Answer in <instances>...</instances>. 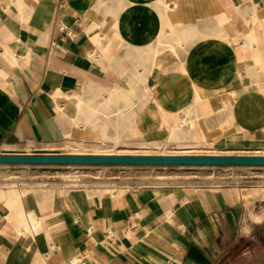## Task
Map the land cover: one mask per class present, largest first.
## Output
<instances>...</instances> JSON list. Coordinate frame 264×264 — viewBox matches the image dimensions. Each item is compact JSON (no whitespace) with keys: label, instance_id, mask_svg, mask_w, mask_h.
Wrapping results in <instances>:
<instances>
[{"label":"crops","instance_id":"1","mask_svg":"<svg viewBox=\"0 0 264 264\" xmlns=\"http://www.w3.org/2000/svg\"><path fill=\"white\" fill-rule=\"evenodd\" d=\"M195 1L220 14L192 21L205 35L152 71L145 100L126 29L145 43L148 15L122 24L110 58L86 30L84 1L0 0V154L138 149L163 117L190 120L211 148L264 154V0ZM74 146L85 151L34 152ZM167 181L123 195L61 186L17 204L0 197V264H264V186Z\"/></svg>","mask_w":264,"mask_h":264},{"label":"rangeland","instance_id":"2","mask_svg":"<svg viewBox=\"0 0 264 264\" xmlns=\"http://www.w3.org/2000/svg\"><path fill=\"white\" fill-rule=\"evenodd\" d=\"M169 2V14L173 22L179 26L187 25L188 29H196L203 33L198 27V22L194 20L211 19L215 21L216 13L211 5H203L195 0H167ZM97 3L98 0H92ZM142 1L138 0L139 7ZM135 4V3H134ZM126 10H124L125 12ZM126 13V12H125ZM178 28V27H177ZM107 37L103 40L107 42L102 45V51L107 57L113 58V49L108 45L112 40L113 30L102 26ZM118 29V28H117ZM121 30V29H120ZM119 31V30H118ZM122 33V31H120ZM112 33V35H111ZM120 33V34H121ZM124 34V33H122ZM199 37V36H197ZM195 37V38H197ZM195 38H192L195 39ZM191 40V41H192ZM184 46H180V50ZM171 57L160 54L158 57V67L165 70L170 67ZM151 87V86H150ZM152 88V87H151ZM144 92V91H143ZM195 126V125H194ZM160 123L157 127L159 137L148 139L142 133V147L124 148L111 147L105 145L100 154L107 155H237L247 154L241 150H222L211 148L204 142L195 141V134L186 132L185 138L173 142L169 140L167 131L162 130ZM190 129V128H189ZM134 135V130H132ZM165 134V135H164ZM139 136V134L137 135ZM162 138V139H161ZM166 138V139H165ZM191 138V139H190ZM159 141H158V140ZM168 139V140H167ZM194 139V141H193ZM182 140V141H181ZM189 140V141H188ZM172 141V142H171ZM159 142V143H158ZM188 142V143H187ZM165 144V145H164ZM182 144V145H181ZM187 144V145H186ZM210 144V143H209ZM212 146V144H210ZM78 146V145H77ZM182 146V147H181ZM214 147V146H213ZM28 151H33L32 149ZM79 147H70L56 151L38 150L34 152H82ZM255 153V152H253ZM92 154V153H87ZM259 155V154H256ZM264 155V154H260ZM167 181L168 185L187 184L198 186H229L240 185L243 187L264 186V166L238 167V166H102V165H1L0 166V197L7 198L12 204H17L22 197H30L29 194L35 189L47 190L50 187L76 186L91 187L97 191H107L113 189L131 190L135 187L150 186L160 181ZM105 187V188H102ZM110 187V188H109ZM123 187V188H120ZM125 187V188H124ZM112 188V189H111ZM116 190V191H117ZM115 191V190H113ZM74 261H79L75 259ZM74 263V262H73Z\"/></svg>","mask_w":264,"mask_h":264},{"label":"bare ground","instance_id":"3","mask_svg":"<svg viewBox=\"0 0 264 264\" xmlns=\"http://www.w3.org/2000/svg\"><path fill=\"white\" fill-rule=\"evenodd\" d=\"M68 1L71 3L74 2L75 0H68ZM81 1H84L85 3L83 4L84 14L82 15V20L83 22L88 23V28L86 30L90 34L96 32L98 35V39H100L101 43L103 38L107 37L106 31L105 29H102V26L103 27L106 26L107 28L114 29L113 30L114 34L112 35L111 33L113 37L112 40L114 41V39H116L118 36H124V34H122L123 33L122 24L125 23L131 16H140L142 14L144 16L145 15L149 16L148 19L145 20V25L147 27V31L145 33L147 40L145 43L139 45L136 44L133 38L134 33L130 30L129 26L126 29L127 40L132 42L137 47L141 48L139 63L142 67V75L141 77L138 76L137 82L139 83V81H141V83L144 85L143 98L145 100L148 99L150 100L154 98L153 89L158 87V85H154L151 88L150 86L147 85L148 77L150 76L152 71L157 68L161 73H165V70L158 67L159 55L165 54L168 57L177 55L180 52V46H184V43H187L188 41L192 40V38L201 36V33L196 29L194 28L188 29L187 28L189 26L188 24H187L188 26L187 25L179 26L180 25L179 24L177 25L178 28L176 27V24L173 22V19L170 17L169 14L170 4L167 0H141L142 2L140 3L139 7H137L138 0H98L97 3H93L92 0H81ZM13 2H15L18 5L22 4V0H13ZM124 10H126L125 11L126 13L124 12ZM151 14H154L153 20L150 19ZM21 15H23V13ZM65 28L61 27L62 30H65ZM120 31H122V33ZM111 42L112 41H110V44L108 45L109 48H111ZM102 45L103 43L101 44V47ZM97 59H99V57ZM159 123L161 125L162 130L167 131L168 134L167 138L169 140H172L173 142L178 141L177 144L179 143L180 139L185 138V135L189 133L188 132L186 134L187 126L188 128L194 127V124L190 122V120L188 119L179 120L176 123L171 124L163 117L160 119ZM161 128L159 131H161ZM258 152L264 153L263 150ZM5 165H11V164H5ZM15 165H31V164H15ZM121 166H165V165H121ZM107 192L114 195L115 191L107 190ZM116 192H118V194L123 195V193H128L130 191L126 189H118ZM29 196L32 197V192L29 194ZM37 224L33 221V226L35 229L37 228ZM75 259L80 261L81 258L79 259L75 257Z\"/></svg>","mask_w":264,"mask_h":264},{"label":"water","instance_id":"4","mask_svg":"<svg viewBox=\"0 0 264 264\" xmlns=\"http://www.w3.org/2000/svg\"><path fill=\"white\" fill-rule=\"evenodd\" d=\"M0 164L264 166V155L0 154Z\"/></svg>","mask_w":264,"mask_h":264},{"label":"built area","instance_id":"5","mask_svg":"<svg viewBox=\"0 0 264 264\" xmlns=\"http://www.w3.org/2000/svg\"><path fill=\"white\" fill-rule=\"evenodd\" d=\"M77 264H83L82 262H79V263H77Z\"/></svg>","mask_w":264,"mask_h":264}]
</instances>
